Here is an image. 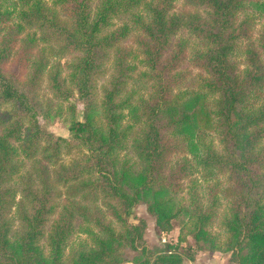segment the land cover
Here are the masks:
<instances>
[{
    "label": "trees",
    "instance_id": "1",
    "mask_svg": "<svg viewBox=\"0 0 264 264\" xmlns=\"http://www.w3.org/2000/svg\"><path fill=\"white\" fill-rule=\"evenodd\" d=\"M175 1L0 0V264H184L202 249L264 264V27L250 39L248 13L264 0ZM54 116L70 135L40 122ZM220 174L203 199L197 178ZM141 202L160 231L179 222L177 241L148 244L127 219ZM77 232L89 240L67 253Z\"/></svg>",
    "mask_w": 264,
    "mask_h": 264
},
{
    "label": "rangeland",
    "instance_id": "2",
    "mask_svg": "<svg viewBox=\"0 0 264 264\" xmlns=\"http://www.w3.org/2000/svg\"><path fill=\"white\" fill-rule=\"evenodd\" d=\"M174 10L175 11H182V10L198 11L202 14H205V11H206V9L204 8H201V7L196 8L193 5H189L184 0H176L174 3ZM258 12L259 11L256 8H253L252 6H250L248 9V13H254L255 15L253 25L249 30V35H250L249 38L255 40V42L257 41V38L261 34L260 32L264 27V13L263 14L261 13L262 15H258ZM116 23L117 24L121 23V21L118 20ZM189 34L190 33L186 30H182L180 32V35L189 37V41L191 45L190 47L197 46V40L192 38V36H190ZM124 43L133 44L132 36L128 37ZM240 45H241L240 50L235 54V58L238 60L240 67H243L245 64V53L243 52L245 48V42H242ZM68 58H69L68 56H64L60 60L61 62H63L64 60ZM138 68L140 70V69H143L144 67L139 66ZM181 70H184L188 76H195L197 78L199 74H201L202 72L199 68L194 67L187 60L184 63H182ZM147 86H149V83H147ZM145 89H147V87ZM39 92H41L43 96L50 95V92L48 88L46 87L45 80L41 81L39 85ZM77 102H78L77 114H78V117H81L82 104L80 103V101H77ZM40 122L43 124V126L47 130L52 131L55 134H61L65 136L70 135V130L68 128V125L62 116H54L49 119L42 117L40 118ZM212 136L215 137V135H212ZM214 140L215 142L217 141L215 138ZM76 155H78V152L72 153L69 156H63V160L67 161L69 160L70 156H76ZM197 179L199 180L198 191L200 195L203 197V199H205L207 195L210 193V191L213 189V187L215 186V182L217 180H220L222 183L224 176L221 174L215 177L213 176V177H207V178L199 176ZM59 185L61 184H58V188H61ZM61 189L63 190V188ZM217 192L220 195L219 189H217ZM62 196H64V194ZM58 201L60 202V199ZM221 201L222 202L218 209L217 217L214 220L213 231L220 233L221 237L223 238L224 234L222 230L221 220L223 218V215L226 213V202L224 199H221ZM106 211L109 214V211L108 210ZM108 216L112 217L111 215H108ZM127 219L129 222H133V223L137 222L139 219H144L146 221V228H145L144 236L146 238V241L150 245L163 244L166 241L175 242L178 239L179 222L175 221L174 227L169 231H166V232L160 231L156 225L155 217L147 211L146 204L143 202L137 203L132 207L131 213L127 216ZM116 225L118 226L117 223ZM81 239L89 240V238L83 232L74 233L68 242L67 249H66L67 253H69L71 251V248L74 247L77 244V242ZM188 242H192V238L187 235L186 239L181 241V243L186 244ZM229 255H230L229 251H224V250L208 251V250L202 249V250L197 251V253L194 256V259L185 260L184 264H235L233 261L229 259Z\"/></svg>",
    "mask_w": 264,
    "mask_h": 264
}]
</instances>
